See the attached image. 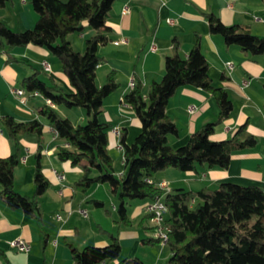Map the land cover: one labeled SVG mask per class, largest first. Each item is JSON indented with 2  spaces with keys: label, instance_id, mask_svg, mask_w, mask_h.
I'll use <instances>...</instances> for the list:
<instances>
[{
  "label": "crops",
  "instance_id": "1",
  "mask_svg": "<svg viewBox=\"0 0 264 264\" xmlns=\"http://www.w3.org/2000/svg\"><path fill=\"white\" fill-rule=\"evenodd\" d=\"M127 7L128 11L123 13ZM215 15L224 25L246 26L250 33L264 37V3L261 0H114L106 24L110 27L108 41L98 47L102 58L96 69V85L105 82L106 75L114 72L119 89L103 100L100 121L111 125L107 132V150L112 159L115 176L123 172V152L119 134L125 131V142H134L141 130L139 119L123 97L130 92L128 83L135 77L142 83L145 96L153 81L164 74V58L171 53L172 41L180 43V54L186 57L195 34L201 36V52L208 64L207 74L217 87L223 88L232 102L230 115L220 122L210 136L214 142L230 139L237 129L246 125L249 134L258 144L251 149L236 151L231 155L226 169H206L197 166L195 171L180 172L167 168L152 177L157 185L167 184V192L175 189L198 191L215 188L229 182L241 186L257 185L264 190V54L251 56L238 46H227L219 35L209 32L204 14ZM173 20V24L167 20ZM37 20L31 0H10L0 9V21L10 30L21 32L33 28ZM81 34L68 35L75 52L83 53L85 40L95 32L84 24ZM76 34V36H73ZM125 43L115 45L114 42ZM154 50H151V48ZM42 47L28 45L16 47L9 53L14 62H7V55L0 54V120L11 116L18 122L37 120L42 124L41 166L49 188L39 197L42 224L21 210L11 209L0 200V264H72L67 242L78 249L86 246L104 247L116 237L121 246L122 258H137L140 264H164L171 256L168 247H161L154 240L153 228L147 218L148 199L130 200L126 204L129 225L118 222V201L107 184H94L86 192L75 190V183L82 177L83 169L57 159V148L67 144L57 138L48 121L38 110L45 104L39 94L25 91V104L14 90L22 89V81L32 75L33 69L43 70L42 62L50 66L49 77L67 92L68 81L61 72L60 63ZM230 63L232 68H227ZM193 107L192 113L188 108ZM57 113L74 125L88 120L82 108L52 106ZM219 108L213 96L204 90L184 86L169 98L166 115L177 127V135H168L171 147L187 143L190 135L202 126L217 119ZM21 146L19 163L13 170L14 190L20 195L34 192V156L38 136L25 134L19 137ZM14 152V145L2 128L0 121V158ZM64 175L59 182L57 175ZM92 201L103 203L96 207ZM86 212V217L80 211ZM57 217H60L58 219ZM22 238L30 245L27 253L17 252L9 242Z\"/></svg>",
  "mask_w": 264,
  "mask_h": 264
},
{
  "label": "trees",
  "instance_id": "2",
  "mask_svg": "<svg viewBox=\"0 0 264 264\" xmlns=\"http://www.w3.org/2000/svg\"><path fill=\"white\" fill-rule=\"evenodd\" d=\"M264 3V0H261ZM10 0H0V9ZM114 0H31L37 20L33 28L21 32L10 30L0 21V54L7 62H14L9 53L16 47L28 45L45 48L61 65L71 92L49 82L34 72L22 81V89L36 93L52 106L82 108L87 115L84 125H74L61 117L52 106L45 104L38 110L57 138L67 146L57 148V159L83 169L75 190L84 193L94 184H107L118 201V222L129 225L126 204L130 200L164 197L167 206L166 224L170 229L168 249L171 254L164 264H264V190L257 185L241 186L229 182L215 188L198 191L175 189L168 193L151 179L167 168L180 172L206 169H226L231 155L240 150L254 148L255 136L246 130V123L225 141L214 142L210 136L215 127L233 110L227 92L213 84L207 74L208 64L201 52V36L195 34L186 57L180 54V43L173 39L171 53L164 58V74L153 81L147 94L142 93L140 79L122 101L131 107L141 124V130L130 145L125 142V131L119 132L123 152V172L114 174L112 159L107 150V132L111 125L100 121L103 100L119 89L114 72L106 75L101 86L96 85V69L102 58L98 47L106 44L110 27L106 24ZM209 32L219 35L227 46L236 45L251 56L264 54V37H257L240 24L226 26L215 15L204 14ZM84 22L95 34L85 40L83 53L75 52L68 35L84 31ZM197 87L211 94L219 108L216 120L192 133L183 146L173 148L167 136L177 135V127L166 115L169 98L178 88ZM1 125L14 145V152L0 158V200L11 209L21 210L41 226L42 212L39 197L50 183L42 172V124L37 120L18 122L11 116L1 117ZM38 136L34 156L31 196L14 190L13 170L19 163L21 146L19 137ZM96 207L103 203L92 201ZM150 219V216H147ZM155 240V239H154ZM157 242V240H155ZM72 264H140L137 258H122L116 237L104 247L86 246L78 249L67 242Z\"/></svg>",
  "mask_w": 264,
  "mask_h": 264
},
{
  "label": "built area",
  "instance_id": "3",
  "mask_svg": "<svg viewBox=\"0 0 264 264\" xmlns=\"http://www.w3.org/2000/svg\"><path fill=\"white\" fill-rule=\"evenodd\" d=\"M127 11H128V8L125 7L123 9V13H126ZM167 23L173 24V20L169 19L167 20ZM120 43H125V41L121 40L119 42H114L115 45H118ZM151 50H154V48L152 47ZM42 67L44 71H47V72L50 71V66L47 62H42ZM226 67L231 69L232 65L230 63H227ZM134 85H135V81L134 79H131L128 83L129 89L132 90L134 88ZM13 92L14 94H16V96L19 97L20 102L22 104H25V99H24L25 91L23 89H17V90H14ZM45 102L46 104L52 106L50 101L47 100ZM193 111H194L193 107L188 108L189 113H192ZM113 133H115L116 135L119 134L117 129H114ZM57 179L59 182H63L64 175L58 174ZM157 186L160 189H163L167 192V184L165 182H160L157 184ZM147 213L150 216L149 220L152 224L154 239L157 240L158 244L161 247H164V248L167 247L170 229L166 224V215L168 213V209H167L166 204L164 203V197H156L154 200L150 201V203L147 206ZM80 214L86 217V212L84 210H81ZM57 218L60 219V217H57ZM8 244L11 248L15 249L17 252L27 253L30 250L29 243L26 242L22 238L14 239L10 241Z\"/></svg>",
  "mask_w": 264,
  "mask_h": 264
},
{
  "label": "rangeland",
  "instance_id": "4",
  "mask_svg": "<svg viewBox=\"0 0 264 264\" xmlns=\"http://www.w3.org/2000/svg\"><path fill=\"white\" fill-rule=\"evenodd\" d=\"M86 22H84V24H85ZM86 25H87V23H86ZM73 36H76V34H74ZM52 56V55H51ZM50 56V59H52V57ZM51 71V70H50ZM81 125H84V124H81Z\"/></svg>",
  "mask_w": 264,
  "mask_h": 264
}]
</instances>
